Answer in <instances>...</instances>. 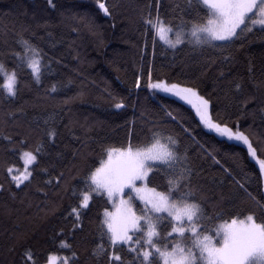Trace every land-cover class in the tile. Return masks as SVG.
Returning <instances> with one entry per match:
<instances>
[{"label":"trees","instance_id":"1","mask_svg":"<svg viewBox=\"0 0 264 264\" xmlns=\"http://www.w3.org/2000/svg\"><path fill=\"white\" fill-rule=\"evenodd\" d=\"M210 16L203 0H0V264H46L52 254L67 264H163L148 229L171 249L173 217L136 201L146 218L130 244L114 242L103 222L111 202L93 175L116 148L163 145L168 156L150 163L147 183L199 204L201 233L250 215L264 227L263 175L247 147L159 88L194 89L208 118L245 134L264 160V27L174 48L158 39L160 23L190 29ZM23 151L36 159L17 183Z\"/></svg>","mask_w":264,"mask_h":264},{"label":"rangeland","instance_id":"2","mask_svg":"<svg viewBox=\"0 0 264 264\" xmlns=\"http://www.w3.org/2000/svg\"><path fill=\"white\" fill-rule=\"evenodd\" d=\"M210 8L209 20L190 29H174L165 23L158 26V39L174 48L189 41L208 44L215 41L233 39L242 27H264V0H203ZM29 53L27 62L34 73L38 74V58L35 49L26 46ZM2 68H0V71ZM4 87L12 93L15 75L4 74ZM164 94L174 96L189 104L199 116L203 125L220 137L245 145L249 156L260 166L264 182V160L260 159L250 145L245 134L220 125L208 118L209 102L194 89L177 84L160 86ZM168 156L166 148L155 144L148 149L128 147L109 151L108 158L96 169L93 182L108 196L111 208L103 215V222L114 242L130 244L133 233L141 229V221L146 218L139 212L136 201L142 210L154 214H167L175 223L170 235L177 236L171 249H163L154 244L157 229L150 224L149 241L158 253L163 264H264V227L250 216L232 221L220 222L216 235L201 233L199 219L202 209L194 202H175L170 194L160 191L147 183L150 163L161 162ZM24 168L13 172L17 183L29 177L36 156L31 151L21 154ZM90 194L83 195L82 206L88 205ZM189 239V240H187ZM149 252L146 253V256ZM64 256L52 254L46 264H67Z\"/></svg>","mask_w":264,"mask_h":264}]
</instances>
